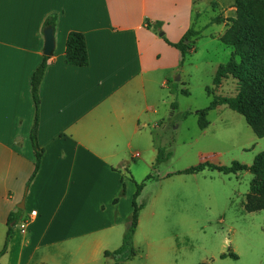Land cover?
Wrapping results in <instances>:
<instances>
[{
  "label": "crops",
  "instance_id": "crops-1",
  "mask_svg": "<svg viewBox=\"0 0 264 264\" xmlns=\"http://www.w3.org/2000/svg\"><path fill=\"white\" fill-rule=\"evenodd\" d=\"M210 1L231 0H0V252L8 216L18 214L0 264H115L104 253L120 248L135 183L154 167L157 150L144 130L157 89L179 62L164 39L177 44L192 28L194 6ZM52 15L54 49L39 87L43 154L27 187L35 164L30 79ZM146 22L161 24V35ZM70 32L85 38L86 67L65 63Z\"/></svg>",
  "mask_w": 264,
  "mask_h": 264
},
{
  "label": "rangeland",
  "instance_id": "rangeland-1",
  "mask_svg": "<svg viewBox=\"0 0 264 264\" xmlns=\"http://www.w3.org/2000/svg\"><path fill=\"white\" fill-rule=\"evenodd\" d=\"M241 10L247 20L264 24V3H245ZM237 16L235 0L194 6L191 51L168 72L166 87L157 89L156 114L144 133L157 151L171 156L150 168L149 180L144 177L136 183L144 182L136 200L144 210L140 243L137 247L133 243L134 264L162 260L164 264H264V211L247 213L243 208L252 181L263 189L264 181L248 172L222 175L204 170L176 175L205 162L250 166L264 152V138L258 139L243 117L226 106L208 113L206 129L198 127L196 112L206 109L214 97L239 94L238 80L230 74L219 86L213 84L217 69L228 65L231 57L241 62L236 50L221 42ZM263 197V193L251 194L250 206H263ZM229 253L238 259H220Z\"/></svg>",
  "mask_w": 264,
  "mask_h": 264
},
{
  "label": "trees",
  "instance_id": "trees-1",
  "mask_svg": "<svg viewBox=\"0 0 264 264\" xmlns=\"http://www.w3.org/2000/svg\"><path fill=\"white\" fill-rule=\"evenodd\" d=\"M245 3L248 4H262L264 0H235L238 16L236 21L232 22L231 27L221 38V42L233 47L236 50L237 56L241 59L240 63L235 62L231 57L228 65L220 66L214 77V86H219L220 82L228 74L235 76L238 80L240 87L239 94L236 97H214L209 106L201 111H197L198 127L202 130L206 129L209 125L207 121V115L210 111L216 109L219 106H226L228 109L242 116L247 126L252 130L258 139L264 138V24L261 26L259 21L254 18L247 20L241 6ZM56 16L52 15L48 17L43 24V31L50 28L54 30ZM147 29H151L157 34L161 35V24H155L150 26L149 22L145 24ZM191 35L194 32L190 29L186 32L183 38L177 44H170L164 38V41L175 48L179 54V64L184 61L185 56L189 54L192 48L190 41ZM50 56H43L41 63L35 69L30 79V94L34 106L33 122L30 129V142L35 156V164L33 173L27 183V187L33 180L34 176L38 172L40 159L43 154V150L39 147L37 142V128L39 122V87L43 80L47 62ZM65 63L70 66L83 68L88 66V54L86 48L85 38L81 33L70 32L67 35L65 42ZM247 65V68H245ZM183 95H187V91L182 92ZM171 156V153L164 154L163 151L158 150L155 159L154 166H157L167 161ZM204 170H210L218 172L222 175H236L242 172H248L256 179L264 181V152L258 154L253 163L250 166L242 165L233 162L230 166H215L207 162L201 163L195 167H191L180 174H198ZM151 177L147 176L145 181ZM257 185V181L254 180L250 184L249 192L245 196V202L243 203L244 211L247 213H255L264 211L263 206H250L251 194L261 196L264 194L262 186ZM144 188V182L141 184L135 183V193L132 197V213L129 220V225L122 237V243L120 248L116 251L109 253L105 252V257H111L114 259L115 264H125L132 260L136 256V251L133 247L132 239L138 225L139 213L142 206H138L136 203L137 198L140 196ZM125 195L124 188L120 192V197ZM264 198V197H263ZM117 200H115V203ZM18 214H10L7 219L8 231L6 233L4 247L0 252V256L5 252L7 244L11 237V224L16 221ZM226 257L237 260V256L234 253L221 255L220 259ZM208 264V263H203Z\"/></svg>",
  "mask_w": 264,
  "mask_h": 264
},
{
  "label": "water",
  "instance_id": "water-1",
  "mask_svg": "<svg viewBox=\"0 0 264 264\" xmlns=\"http://www.w3.org/2000/svg\"><path fill=\"white\" fill-rule=\"evenodd\" d=\"M44 56H50L52 54V51L54 49V36H53V30L48 28L44 31Z\"/></svg>",
  "mask_w": 264,
  "mask_h": 264
},
{
  "label": "built area",
  "instance_id": "built-area-1",
  "mask_svg": "<svg viewBox=\"0 0 264 264\" xmlns=\"http://www.w3.org/2000/svg\"><path fill=\"white\" fill-rule=\"evenodd\" d=\"M35 215V212H31L30 216H34ZM27 224V221L24 222L20 227L23 229Z\"/></svg>",
  "mask_w": 264,
  "mask_h": 264
}]
</instances>
